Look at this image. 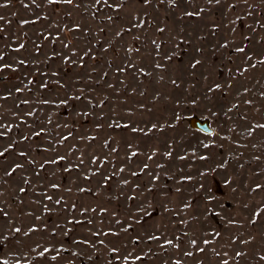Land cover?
I'll return each instance as SVG.
<instances>
[{"label": "rangeland", "instance_id": "rangeland-1", "mask_svg": "<svg viewBox=\"0 0 264 264\" xmlns=\"http://www.w3.org/2000/svg\"><path fill=\"white\" fill-rule=\"evenodd\" d=\"M17 261L264 264V0H0Z\"/></svg>", "mask_w": 264, "mask_h": 264}, {"label": "water", "instance_id": "water-1", "mask_svg": "<svg viewBox=\"0 0 264 264\" xmlns=\"http://www.w3.org/2000/svg\"><path fill=\"white\" fill-rule=\"evenodd\" d=\"M189 123L193 128L201 130L202 132H205L207 134H212L214 132L213 128L210 127L207 119L200 120L197 117H190Z\"/></svg>", "mask_w": 264, "mask_h": 264}, {"label": "snow or ice", "instance_id": "snow-or-ice-1", "mask_svg": "<svg viewBox=\"0 0 264 264\" xmlns=\"http://www.w3.org/2000/svg\"><path fill=\"white\" fill-rule=\"evenodd\" d=\"M5 2H7V0H5ZM147 2H148V0H145V3H147ZM115 6H116V7H120L119 4H117V5H115ZM216 87H219V85H216ZM58 159H60V158L58 157ZM256 187H260V186L257 185ZM193 243H195V241H193ZM16 264H27V262H26V261H24V262L17 261Z\"/></svg>", "mask_w": 264, "mask_h": 264}]
</instances>
